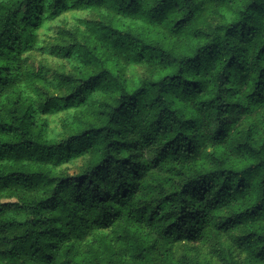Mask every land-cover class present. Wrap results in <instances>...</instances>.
<instances>
[{"label": "trees", "instance_id": "obj_1", "mask_svg": "<svg viewBox=\"0 0 264 264\" xmlns=\"http://www.w3.org/2000/svg\"><path fill=\"white\" fill-rule=\"evenodd\" d=\"M0 264H264V0H0Z\"/></svg>", "mask_w": 264, "mask_h": 264}, {"label": "rangeland", "instance_id": "obj_2", "mask_svg": "<svg viewBox=\"0 0 264 264\" xmlns=\"http://www.w3.org/2000/svg\"><path fill=\"white\" fill-rule=\"evenodd\" d=\"M51 42H54L52 39H49ZM40 62L46 63L49 67L55 68L56 63L49 61V60H42V58L33 59L31 62L34 67H38ZM184 250V246H180V251L182 252Z\"/></svg>", "mask_w": 264, "mask_h": 264}]
</instances>
